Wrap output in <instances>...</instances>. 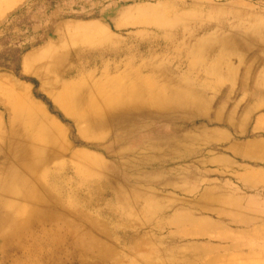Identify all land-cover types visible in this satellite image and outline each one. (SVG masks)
<instances>
[{
    "label": "rangeland",
    "instance_id": "obj_1",
    "mask_svg": "<svg viewBox=\"0 0 264 264\" xmlns=\"http://www.w3.org/2000/svg\"><path fill=\"white\" fill-rule=\"evenodd\" d=\"M79 75L107 89H163L132 108L129 143L115 148L108 134L96 147L51 95ZM175 93L189 104L171 103ZM30 99L64 127L55 134L60 157ZM0 131L50 157L40 185L48 173L68 181L50 189L57 201L38 204L32 224L34 236L61 242H29L20 252L1 245V264H52L50 255L59 264H264V0H0ZM149 145L156 160L182 159L161 167L114 156ZM86 154L99 161L90 164ZM67 161L80 171L59 168ZM77 177L109 180L111 188L88 203V187L73 188ZM38 205L24 201L19 214L9 207L0 240ZM77 236L85 252L66 254Z\"/></svg>",
    "mask_w": 264,
    "mask_h": 264
},
{
    "label": "bare ground",
    "instance_id": "obj_2",
    "mask_svg": "<svg viewBox=\"0 0 264 264\" xmlns=\"http://www.w3.org/2000/svg\"><path fill=\"white\" fill-rule=\"evenodd\" d=\"M54 58L55 57H53V59ZM54 63H56V62H54ZM49 69H50V67H49ZM53 70H55V69H53ZM37 72H39V71H37ZM34 73H36V72H34ZM69 74H72V72L69 71L65 75V78L67 76H69ZM74 74H76V73L74 72ZM141 78H142L141 74H138L137 79H141ZM50 79H52V78H50ZM58 79H57V82H58ZM152 85H153L152 83H148V86H145V87L140 86L139 87V86H135L134 84L130 83L121 89H117V88L107 89L105 86L103 87L101 85V83H98L97 81H95L93 84L91 83V85H88V84H86L85 79L82 77V75H79L76 79H74L70 82L66 81V79H65V81L62 80L61 88L58 91L56 90L53 93L51 92L52 93L51 95H52V99L55 101V104L57 106H59L60 108H62L63 111L69 116V118L71 117L74 120L73 122H75V124L77 126H79V133L82 136H84L85 139L93 141L92 142L93 146L97 147L96 141L98 139L106 138L109 134L114 139L113 141H115V142L113 144H114V147L116 148V147L120 146L121 144L129 143V142H126L125 133L134 131L133 126L130 124L132 119H133L131 116L132 108H135V109H136V107L138 109L143 108V106L145 105V103L147 101H141V98L147 92L149 94L160 93L161 89H163V88H158V87L155 88ZM113 93H115V94H113ZM25 95H26V93H25ZM27 99H29V97ZM181 99L182 98L180 97V95L175 93L173 102H171V103H177L178 102L179 104H184L187 102V104H189L187 98H184L187 100H181ZM142 100H144V99H142ZM16 102H18V100ZM24 102H22V103H24ZM36 102H37V100L34 102L33 100L30 99V106L32 107L33 112H36V114L39 113V115H42L43 117L42 116L41 117L44 118V120H45L44 122H47L49 124L48 126H50V128L53 129V130H51L53 133V139H51V140H53V141L50 142L51 145L49 148H51L52 151H55L57 156L60 157V155H61L60 153H63V151H64L63 144L60 143V142H62V140H59L60 142L57 140V137H55V134L58 133V135H59L60 133H62L61 131H62V128H64V127H61L58 124L59 121L56 122L53 118L49 117L48 114L45 113V110L43 109V107H41ZM155 103L166 104L167 101L165 99H162V100H157ZM22 106H23V104H22ZM15 109L18 110L17 108H14L13 110H15ZM23 111H24V109H23ZM26 115H27V113H26ZM21 117H22V115H21ZM38 120L40 121L39 116H38ZM36 122H37V120H36ZM26 123H25V126H26ZM47 123H46V125H47ZM41 124H42V122L40 123V125H39V123L37 125L41 126ZM82 124L86 125L85 129L81 127ZM30 125H31V123L28 126H30ZM180 125H181V123H180ZM36 128L37 127H35V129ZM32 129H34V128H32ZM136 129L138 131L144 129L143 121H138V125H137ZM48 130H49V128H48ZM3 131H0V222L4 221L6 218L11 216L10 211L8 210L9 207H14V209H15L14 213H16V214H19L22 211H24L25 210L24 207L21 206V203L24 201L34 200L37 203V205L41 204V202H45L47 200L50 201L51 203L56 202L57 201V195L52 193L50 189L51 188L53 189V187L55 188L57 185L64 187V185H66V183L68 182L65 177L58 178L54 173L51 175H50V173H48L49 178L47 179V182H46V183H48V185H40L38 183L40 171L44 170L43 168L51 169L53 167L51 165L52 161H51L50 157L45 156V154L43 152H42L43 153V155H42L37 150L38 148L35 150L34 146H33L34 147L33 148L26 143V140L25 141L15 140L13 137L9 138L8 137L9 135L6 136V134H4ZM43 132H45V131L43 130ZM49 132H50V130H49ZM35 133H37V132H35ZM46 133H48V132H46ZM63 135H64V133H63ZM44 137H45V135H44ZM27 138H29V137H27ZM32 141H33V138H32ZM176 143L177 142L175 141V144ZM35 144H37V143H35ZM130 144H131L130 146L132 148L137 145L136 142H131ZM71 147H72V145H71ZM40 150H42V148H40ZM154 150H155V148H153L150 145L142 147V148L137 149L135 151L130 150V149H126V150L120 149L118 152H116V154L114 156H122V155L127 156L128 154H130V155L133 154V156H135L134 162L136 164H140L141 166H151L153 164V162H157V165L161 166V167L165 166L166 162L176 163V162L180 161V159H182V156H179L175 153H171V154L167 155L166 157L164 155H163L164 157L160 156L158 158V160H156L152 156V153L154 152ZM68 154H69V152H68ZM86 157L91 159V160H89L90 164L99 161V159L96 156H88V154H86ZM65 163L64 162L60 163L59 168L63 167L66 170V173L69 172V170H71V169L73 170V173L74 172L78 173L81 169V167L79 165H76L74 162H72L73 164L68 162V161L66 164ZM120 164L121 163L116 162L115 166H120ZM87 166L89 167L90 165L88 164ZM75 179H76V181L78 180V183H76L73 188L77 189L78 192L81 191L80 190L81 185H86L88 187L89 193L84 197V200L87 201L88 203H92L94 200L93 198L98 199V200L103 199V196H105L104 195L105 190L107 191L108 188H111V181H109V180L97 181L95 179L94 180L93 179H81V177L80 178L77 177ZM62 193H63L62 194L63 197H67L66 193H64V192H62ZM115 196L117 198L120 197L118 195H115ZM39 206L40 205L35 206L33 209L29 210L30 212H28V213L30 216L28 218L26 217L27 219L23 223L24 225H19V226L14 225L15 226L14 234H12L11 238L9 237V238H4V239L0 240V246L4 245V246H7V248L10 250H17L20 252L25 247V244H28L29 242L32 244H35V246L37 244H42V243L48 244V245H58L61 242L60 237H53L52 234H49V237H47L46 239H41V238L34 236L32 224H34L35 220L39 219V215H41V213H42V212L38 211ZM18 216H20V215H18ZM35 217H37V218H35ZM49 217L51 219H54L53 215L52 216L50 215ZM43 224H45V223H43ZM28 237H31V238H28ZM73 244H74L73 250L67 251V252L65 251L66 254H69V252H71L75 256L77 253L81 254V252H85V243H84V239L82 237L80 238L79 236H77L76 240ZM51 252H52V250H51ZM4 254H5V252H4ZM4 254H3V256H4ZM29 256H31V255H29ZM8 258H9V256H8ZM52 258L53 257L50 255L49 262H51L52 264H59L58 261L53 260ZM31 259L33 261H36V263L38 261L36 258H34V257L32 258V256H31ZM82 259H84V258H82ZM27 260H28V258H27ZM95 260H99V261L103 260V256L100 253H97V258Z\"/></svg>",
    "mask_w": 264,
    "mask_h": 264
}]
</instances>
